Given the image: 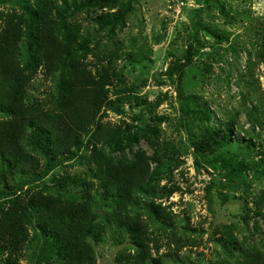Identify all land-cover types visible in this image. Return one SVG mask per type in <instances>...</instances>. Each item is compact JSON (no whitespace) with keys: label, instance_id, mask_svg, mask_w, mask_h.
Masks as SVG:
<instances>
[{"label":"rangeland","instance_id":"rangeland-1","mask_svg":"<svg viewBox=\"0 0 264 264\" xmlns=\"http://www.w3.org/2000/svg\"><path fill=\"white\" fill-rule=\"evenodd\" d=\"M53 1L76 33L75 60L87 63L92 72H109L106 87L114 103L101 109L102 123L128 125L139 136L123 153L100 148L115 161L131 160L136 151L147 157L156 153L163 167L157 189L174 191L153 197L175 220L167 221V228L151 224L158 240L152 255L160 257V264H239L245 253L263 250L264 208L258 210L254 200L264 191V0H117L110 6L82 8L75 3L87 0ZM0 9L23 15L14 2L0 4ZM122 10H128L124 20L112 30L98 22V17ZM55 19L61 20L58 15ZM175 65L179 68L173 69ZM56 93V76L40 68L26 102L51 107ZM183 105L192 112L206 106L210 118L185 113ZM226 123L232 124L231 142L199 148L208 140V130ZM92 133L83 136L87 147L77 157H65L44 177L36 173L34 182L21 186L16 182L33 175L15 173L11 179L0 172V193H81V181L62 185L60 179L91 178ZM95 190L91 207L96 224L88 239L93 264H132L125 259L137 250L131 231L110 219L113 201L103 188ZM0 195V209L6 208L11 197ZM27 228L19 263L38 264L41 237L35 218ZM175 239H180L178 244ZM0 264H6L5 256Z\"/></svg>","mask_w":264,"mask_h":264},{"label":"trees","instance_id":"trees-1","mask_svg":"<svg viewBox=\"0 0 264 264\" xmlns=\"http://www.w3.org/2000/svg\"><path fill=\"white\" fill-rule=\"evenodd\" d=\"M116 1L87 0L75 6H110ZM7 2L18 5L23 15L0 9V112L5 115L0 120L1 174L11 179L15 173L24 177L33 175L32 179L21 178L16 182H21V186L29 184L37 180L36 173L41 171L44 177L65 157H77L87 147L83 136L92 131L94 145L92 167H89L91 178L67 175L60 179L62 185L81 181V193L67 194L59 190L47 193L44 189L28 190L25 197L17 195L15 190L0 193L11 197L8 206L0 209V257L5 256L6 264H20L28 242L27 227L35 218L41 237L36 249L38 264H93L95 255L88 239L96 224L91 206L95 189L99 187L113 201L110 219L131 231L137 250L125 259L132 264H160V257L151 253L152 248H158V240L150 226L160 222L167 228L171 225L167 221L175 220V215L153 198L174 192L172 188L164 187L161 192L157 189L163 170L161 160L156 153L147 157L144 151H136L133 159L127 161L107 157L101 145L123 153L139 140L128 125L102 123L101 109L114 103L106 87L108 70L100 68L92 72L87 63L75 60L76 33L65 23V11H59L53 0L33 3L0 0V4ZM54 10L61 19L59 23L56 15L53 16ZM127 11L98 17V22L112 30L122 23ZM179 66L182 69L186 64ZM40 68L46 75L56 76L57 93L51 107L41 101L26 102L29 84ZM176 68L178 65L173 67ZM183 107L185 113L198 114L201 120L210 118L206 106L193 112L186 105ZM231 127V123H226L208 130V140L199 148L206 151L214 145L228 144ZM142 136L149 138L144 133ZM40 157L44 160L43 168ZM254 203L258 210L264 208V191ZM179 240L175 239V243ZM239 264H264V249L245 253Z\"/></svg>","mask_w":264,"mask_h":264}]
</instances>
